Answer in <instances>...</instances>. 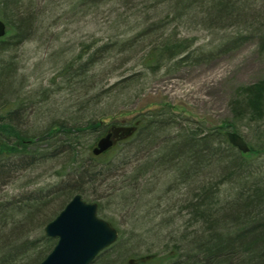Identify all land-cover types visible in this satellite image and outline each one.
<instances>
[{
  "label": "rangeland",
  "instance_id": "rangeland-1",
  "mask_svg": "<svg viewBox=\"0 0 264 264\" xmlns=\"http://www.w3.org/2000/svg\"><path fill=\"white\" fill-rule=\"evenodd\" d=\"M78 1L21 0L22 13L30 25L28 34L13 45L8 36L1 38L0 46L8 48L0 50V60L10 61V68L4 72L0 69V108L2 101H11L10 108L15 112L12 124L20 133L34 135L44 131L71 116L75 107L76 110L81 107V101L84 104L98 101L94 114L106 122L118 120L131 124L133 119L142 118L141 114L166 106L176 117V127L184 125L186 119L192 121V126L200 122L206 128L213 127L230 118L228 101L236 87L264 78V56L258 51L256 39L226 52L204 49L208 57L195 63L188 60L173 66L168 62L156 70L144 65L147 50L161 33L186 39L192 48H213L215 37L240 27L235 22L229 21L219 26V30H212L197 17L183 18L178 26L166 24L161 30L136 37L131 44L124 41L145 27L140 24L142 21L151 23L164 15L163 3L159 0H104L80 5ZM247 3L246 13L251 20L264 12V0H247ZM16 11L19 8L5 13L0 6V20L4 22V13L9 20L16 19ZM243 23H240L242 27ZM88 43L94 46L107 43L110 48L100 52L87 80L70 76L62 79L59 72L62 66ZM113 43L116 45L111 47ZM121 44L124 45L119 47ZM132 75V80L128 81ZM81 110L77 114H83ZM5 111L0 109V115L5 116ZM87 111L85 114L93 113L92 109ZM5 134H9L6 129L0 133V140L13 145L14 137ZM239 134L254 147L263 143L261 137L251 138L250 128H242ZM45 142L40 141L44 151L51 145ZM19 158L11 155L4 162L0 161L6 164L3 168L10 167L0 178V200L49 183L74 166L71 160L57 156L12 171L13 163ZM258 159L260 169L263 160ZM220 175L221 170L213 166L181 183L172 170L159 168L138 181L136 187L131 183L123 189H117L124 184L120 179L114 183L106 179L97 187L102 204V212L98 215L116 228L118 238L91 264L174 260L177 246L204 231L202 223L191 218L186 204L198 189ZM233 183L227 181L220 185L218 192L223 201L233 198ZM56 206V202L50 203L42 214L29 223L25 221L20 230L15 229L16 241L25 240V236L31 239L44 235L43 220ZM5 222L0 225V251L14 239L11 219ZM52 239L55 243L56 238ZM34 256L31 253L16 264H31Z\"/></svg>",
  "mask_w": 264,
  "mask_h": 264
},
{
  "label": "trees",
  "instance_id": "trees-1",
  "mask_svg": "<svg viewBox=\"0 0 264 264\" xmlns=\"http://www.w3.org/2000/svg\"><path fill=\"white\" fill-rule=\"evenodd\" d=\"M97 1L104 0H79L78 4L92 5V2ZM159 2L163 3L164 15L151 23L142 21L140 24L145 27L137 31L136 35L127 38L125 43L161 30L169 23H176L178 26L181 19L189 17L199 18L203 25L212 30H219V26L229 21L240 27H234L233 32L215 37L213 48H192L190 41L186 39L178 38L174 34L163 36L161 33L153 39L146 52L143 59L146 67L156 70L168 62H172L173 66L188 60L195 63L208 57L206 51L203 52L204 49L226 52L254 39L258 41V51L264 56V12L255 20L253 17L251 20L250 15L246 13L249 6L247 0ZM20 4L21 0H0V6L5 13L19 8V11L15 12L17 18L14 20H9L7 14H3L6 26L8 24L4 37L12 39L10 45L23 40L29 31V21L24 18ZM241 22H244V27ZM115 45L116 43H113L111 47ZM6 48L8 47L0 46V50ZM107 48H110L107 43L100 46L88 43L81 46L76 56L69 59L60 69L61 78L70 76L82 81L87 80L100 52ZM9 64L10 61L0 60L1 71H7ZM132 78L133 75L127 80L131 81ZM77 83L80 84L78 81ZM10 102H1L0 109L6 111L5 116L0 115V133L6 129L9 134L5 135L13 136L11 141L15 140V143L11 145L8 141L0 140V161L8 159L11 155L20 156L21 158L13 163L12 171L21 167L24 169L27 164H38L44 161V158L57 156L71 160L74 166L70 167L64 176H58V179L0 200V225L3 226L7 223L5 219L10 218L14 238L7 247L1 248L0 264H16L31 253L35 254V260L31 264H37L47 255L54 245L52 238L41 234L31 239L25 236V240L19 242L15 237L16 230L19 227L21 229L20 225H24L25 221L31 222L52 202H56L57 206L43 220L44 224L76 193L86 201L97 200V210L101 213V194L97 192V187L106 179H112V183L120 179L124 184L117 189L128 187L131 183L136 187L137 182L150 176L152 170L165 168L172 170L175 179L184 183L187 177L196 173L200 175L202 170H209L213 166L221 170L220 177L198 189L193 199L186 204L191 218L200 221L204 231L177 246L178 254L172 258L174 260L171 264H264V78L233 90L228 101L231 116L219 125L206 128L199 122V125L192 126V121L186 119L184 125L176 127L175 115L169 107L164 106L157 111L141 114L142 118L138 120L133 119L131 123L135 125L134 131L122 139L118 138L109 149L99 155L92 154L91 148L95 141L92 143L88 140H97L110 127L122 123L118 120L106 122L96 116L95 105L98 101L85 104L81 101V107L77 110L75 107L71 116L34 135L20 133L14 128L12 120L15 112L11 110ZM89 109H92L93 113L85 114ZM80 110L83 114H77ZM244 127L250 128L253 140L261 137L263 143L260 147L247 143L249 150L241 152L229 143L226 132L230 130L239 133ZM40 141L53 143L44 148V151L40 148ZM18 147L21 148L17 149ZM258 158L263 160L260 169ZM1 163L0 178L10 168H3L6 164ZM17 165L18 167L14 168ZM227 181L234 182L232 187L235 188V193L232 199L223 201L218 190L220 185ZM167 262L162 264H168Z\"/></svg>",
  "mask_w": 264,
  "mask_h": 264
},
{
  "label": "water",
  "instance_id": "water-1",
  "mask_svg": "<svg viewBox=\"0 0 264 264\" xmlns=\"http://www.w3.org/2000/svg\"><path fill=\"white\" fill-rule=\"evenodd\" d=\"M5 27L0 20V37L5 34ZM134 129V126L112 128V131L98 138L91 149L92 154L103 153L113 145L114 137L128 136ZM226 137L241 152L249 150L237 132L227 131ZM44 234L56 238V242L37 264H89L118 236L116 229L97 214V204L84 200L79 193L74 194L58 214L45 224Z\"/></svg>",
  "mask_w": 264,
  "mask_h": 264
},
{
  "label": "flooded vegetation",
  "instance_id": "flooded-vegetation-1",
  "mask_svg": "<svg viewBox=\"0 0 264 264\" xmlns=\"http://www.w3.org/2000/svg\"><path fill=\"white\" fill-rule=\"evenodd\" d=\"M116 141L118 140V139H115ZM165 260H167L168 262V264H171L172 263V260H168V259H165ZM165 260L164 261H162V262H160L159 260L158 261H153V263L150 261V260H146V259H144V260H140V261H138V264H162V263H164L165 262Z\"/></svg>",
  "mask_w": 264,
  "mask_h": 264
}]
</instances>
